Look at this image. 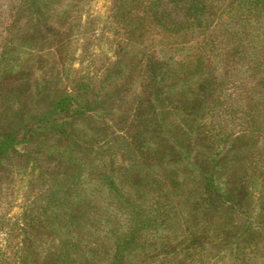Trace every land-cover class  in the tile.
Instances as JSON below:
<instances>
[{
  "label": "trees",
  "instance_id": "trees-1",
  "mask_svg": "<svg viewBox=\"0 0 264 264\" xmlns=\"http://www.w3.org/2000/svg\"><path fill=\"white\" fill-rule=\"evenodd\" d=\"M7 1L0 195L45 167L20 264H264V0ZM139 98L155 155L94 150Z\"/></svg>",
  "mask_w": 264,
  "mask_h": 264
},
{
  "label": "rangeland",
  "instance_id": "rangeland-1",
  "mask_svg": "<svg viewBox=\"0 0 264 264\" xmlns=\"http://www.w3.org/2000/svg\"><path fill=\"white\" fill-rule=\"evenodd\" d=\"M8 2L7 0H0V54L2 50L8 44V33L7 30L11 19L8 16L7 9L2 6L3 3ZM93 5L91 12L94 10L96 13H104L107 9L108 0L92 1ZM88 11H84L86 15ZM117 37V35H116ZM122 40V41H121ZM125 36L122 35L117 39L112 48L111 59L118 58L122 54L126 61L134 62L135 58H139V53L143 49H153L154 47L149 46L148 48L135 47L133 42L126 44ZM125 43V49L118 50V44ZM150 43H157L151 41ZM155 46V45H154ZM142 49V50H141ZM135 89H137L135 87ZM148 104L139 98L137 102L131 103L124 116H122L119 122L110 121L112 127L107 130L97 132V135H93L91 143L94 150L105 149L112 143L113 140L117 141L120 138H126L133 151L140 159H144L148 162L155 154L151 148V143L148 142L146 137L141 132L144 129V123L146 119V113L148 112ZM82 125V123H80ZM111 129L113 131H111ZM111 131V132H110ZM35 180H28L23 182L25 178L20 179V175L12 174L7 176L10 191V197H4L0 195V211L7 210L5 223H1L3 215H0V264H20L22 256L23 237L26 233V224L28 221L29 214L27 215L26 207L33 203L35 195L38 193L40 184L39 179L45 175V167L39 162L35 163L34 166ZM37 200V199H35ZM44 202V201H43Z\"/></svg>",
  "mask_w": 264,
  "mask_h": 264
}]
</instances>
